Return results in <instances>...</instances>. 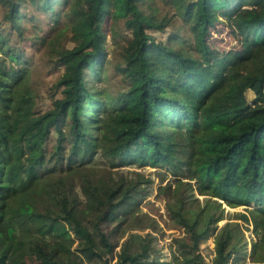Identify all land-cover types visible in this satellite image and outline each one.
Returning a JSON list of instances; mask_svg holds the SVG:
<instances>
[{"label": "trees", "instance_id": "trees-1", "mask_svg": "<svg viewBox=\"0 0 264 264\" xmlns=\"http://www.w3.org/2000/svg\"><path fill=\"white\" fill-rule=\"evenodd\" d=\"M24 1L0 0V190L11 198L0 210V264H109L111 257L113 264H227L244 243L239 223L217 225L221 203L244 205L254 227V213L264 214V0H162L174 8L170 16L148 4L143 9L147 0H30L56 25L33 38L62 68L53 83L61 96L43 111L35 107L26 58L11 43L13 34L24 39ZM175 15L183 31L166 40L148 32L163 31ZM107 17L112 35L119 20L130 34L116 68L124 87L112 102L115 113L95 117L103 104L91 77L107 53ZM222 22L238 44L224 51L210 41ZM52 128L57 135L49 151ZM97 149L111 166L168 164L181 152L180 165L206 196L200 201L190 193V200L183 185L191 190L189 181L175 185L165 209L182 235L172 239L170 259L151 257L146 241L133 248L130 238L114 250L101 225L134 184L87 172L84 157ZM72 171L84 199L64 181ZM59 220L67 227L56 232L52 224ZM210 236L214 254L205 261L199 244Z\"/></svg>", "mask_w": 264, "mask_h": 264}, {"label": "rangeland", "instance_id": "rangeland-1", "mask_svg": "<svg viewBox=\"0 0 264 264\" xmlns=\"http://www.w3.org/2000/svg\"><path fill=\"white\" fill-rule=\"evenodd\" d=\"M24 4L25 6L21 7V12L26 13V16L21 19L24 39L18 40V36L13 34L11 43L19 46L26 58L30 69L29 79L35 93V107L37 110L43 111L51 107L55 98L61 96L60 90L56 89L53 83L61 73L62 68L53 64L46 47L33 38V35L50 33L53 24H51L49 13L35 9L30 0H25ZM146 4L155 7L158 16H170L175 12L173 7L163 3L162 0H147L142 5L145 10L147 9ZM56 10H61L60 4L56 6ZM3 12L4 8L0 5V20ZM32 14L36 18L33 21H29L28 16ZM57 18L59 20L58 25L65 22L60 14ZM111 22L112 19L107 17L103 24L106 35V56L99 66L97 76L91 77V86L96 93V98L103 104L99 112H95V117L113 115L115 113L112 102L115 100V95L124 87V81L116 68L121 64L122 45L130 34L124 28L123 21L119 20L115 27V33L112 35L113 27L110 26ZM4 25L8 27V24ZM55 27L56 25H53V28ZM177 29L183 31L184 26L182 20L175 15L172 24L166 26L163 31L149 29L148 32L152 33L156 39L166 40L168 33ZM188 34L186 32V35ZM61 38L62 35L59 36V40ZM210 41L214 49L223 51L238 46L223 22L218 24L210 37ZM65 45L71 46L72 42L65 40ZM247 97L251 98L250 92H247ZM61 125L64 129H67V122ZM56 135V130L52 128L46 142V147L49 151L56 142ZM94 135L96 136V134ZM180 155L181 152L175 150L174 158L170 163H161L156 166L140 165L139 162L133 160H127V162H123L120 165L111 166L107 156L99 149L91 156L85 155L82 166H85L87 168L86 171L90 174L106 175L111 173L113 178H120L124 184H134L125 198L119 199L120 197H118L116 199L110 219L101 225L102 230L109 235L115 244V251L118 250L123 241L130 238L133 248L146 241L151 248V257L170 259L172 239L182 235L181 228L175 225L165 209L168 198L173 189L176 188L175 185L181 183L179 181H189L191 190L187 183L183 185H185L190 200H193L190 193L199 198L200 201L206 196L198 193L195 188V180L189 178L185 172V166L180 165L182 161ZM52 162L53 160L48 161L46 163L47 167L52 168ZM65 165L66 163H63L62 167ZM58 169V167L54 168V171L58 172ZM64 181L68 187L73 189L74 195L84 199L77 173L74 171L64 173ZM8 197L9 195H3L0 190V210H3L2 208L11 201V198L8 199ZM221 204L224 208V215L217 222V225L220 227L227 221H236L239 223V230L242 232L241 243H244V245L240 244L238 249L232 253L227 264H264V214L254 213L259 223L258 226L254 227L253 218L250 212L245 210L244 205L230 207L223 202ZM248 207L251 208L252 205ZM238 213H245L248 219L241 218ZM52 227L56 232H59L62 227H67V223L61 220L54 221ZM254 243L256 244L255 249H253ZM72 245L75 247L76 242H73ZM199 251L205 261L211 260L214 254L213 236L199 244ZM114 260L115 258L111 257L109 264H113ZM84 264L102 263L91 261Z\"/></svg>", "mask_w": 264, "mask_h": 264}]
</instances>
